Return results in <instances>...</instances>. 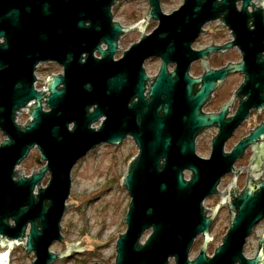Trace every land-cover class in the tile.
<instances>
[{"label": "water", "instance_id": "water-1", "mask_svg": "<svg viewBox=\"0 0 264 264\" xmlns=\"http://www.w3.org/2000/svg\"><path fill=\"white\" fill-rule=\"evenodd\" d=\"M122 1L0 0V39L6 40L0 44V132L6 137L0 145L1 247L7 245L11 250L22 244L29 256L34 255L32 264H55L72 251L89 250L77 249L81 242L69 245L65 253L50 250L63 240L61 222L68 207L74 206L66 205L72 171L99 145L117 146L131 136L139 153L122 180L131 202L125 217L126 232L117 242L115 264H169L171 259L175 264H264V235L254 260L246 259L243 253L247 238L264 219V181L254 184L259 176L251 179L234 201L230 196L222 200L229 207L231 224L210 258V227L218 208L207 218L203 206L216 193L222 176L232 172L243 150L264 139V125L224 155V143L237 126L239 113L231 122L236 124L228 130L223 121L226 107L219 115L200 111L228 75L247 73V89L255 88L259 72L264 77V56L260 58L264 52V3L259 8L253 0H184L179 9L165 14L161 0H149L147 21L158 20V28L115 61L120 36L137 26L122 27L114 22L112 9ZM237 2L243 3L240 12ZM224 12V24L235 37L226 49L238 46L244 61L215 74L216 80L208 72L206 81L201 80L202 89L195 93L199 81L188 77V65L193 56H205L213 49L196 54L191 44L207 22ZM251 18L255 25L252 31L248 27ZM96 51L100 58L95 57ZM156 55L164 64L150 94L144 97L148 78L142 64ZM50 61L58 63L63 74L49 77L38 91L36 67ZM168 62L181 65L170 77L165 70ZM258 62V70L247 69L246 65ZM136 98L138 101L132 103ZM24 108L29 109V116L22 126L16 117ZM102 119L101 126L94 128ZM214 125L221 131L213 141L212 157L203 159L196 153L195 140ZM34 148L46 165L30 179L22 176L15 180L16 167ZM18 172L22 174V170ZM186 172L191 173L190 179L185 178ZM47 173V187H38L35 196L36 185ZM10 220H14L13 225ZM200 235L201 250L190 260ZM9 252L0 255V264H9Z\"/></svg>", "mask_w": 264, "mask_h": 264}, {"label": "flooded vegetation", "instance_id": "flooded-vegetation-1", "mask_svg": "<svg viewBox=\"0 0 264 264\" xmlns=\"http://www.w3.org/2000/svg\"><path fill=\"white\" fill-rule=\"evenodd\" d=\"M126 1L128 0H124L122 2H126ZM147 2L150 6L149 0H147ZM253 2L255 3L257 7L261 8L260 5H263L264 0H253ZM120 3L121 2L117 3L116 5H119ZM236 7H237V10L240 12L242 10L243 3L237 2ZM149 11H150V7H149ZM149 11H148V14H149ZM248 11H249V14L253 13V7L250 6L248 8ZM148 14L144 18L141 19L140 22H143L141 26H139L137 23L131 24L128 26H123L120 24L122 27H130V26L137 25L135 29L129 32L131 33L129 34V36H132V34L138 33L140 34V38L136 40L135 42H133L128 48L123 49L121 48V40L124 37H127L128 33L127 35L125 34V35L120 36L118 40L119 52L116 53L114 56L115 61L120 60L123 57L124 52L131 50L133 45L141 42V40L145 36L151 35L158 28L159 21L155 19H151L147 21ZM225 16H226V13L224 12L217 19L207 22L203 26L201 33L195 38V40L191 44V49L196 54L201 53V52H206L208 49H213L211 52H207L205 56H202V57H197L196 55L193 56V60H191L190 64L188 65V71H187L188 77L191 80L199 81V83H197L194 87L195 93L199 92L202 89L203 83H201V80L206 81L205 77L208 72H211L212 74H214V76L210 78L212 80H216L217 77L215 74L221 73V71L227 69L230 65H238L244 61V53L238 46H234L232 48L226 49V46L232 43L235 40V37L233 36L232 30H230V28L224 24ZM262 19H263V16H260L259 20L261 21ZM144 25L146 27V30L147 29L149 30V27L151 25H154V27L151 29L150 32L146 33V30L142 31V27ZM248 27L250 31L255 29L254 20L252 18L248 22ZM138 29H140V31H138ZM5 43H6V40L4 38H1L0 44L4 45ZM102 46H106V45L102 44ZM259 47H256V49H258ZM261 47H264V46L261 45ZM119 53L121 54L119 55ZM263 56H264V52H261L260 58ZM95 57L97 58L101 57L99 52L97 51L95 52ZM85 58L86 56L83 55V59H82L83 63L85 62ZM163 64H164V59L157 55L150 56L143 61L142 68H143L144 74L148 78V80L145 82V85H144V93H143L144 97H148V95L150 94V91H151L150 88L156 82L158 76L160 75ZM258 64L259 62L256 63V65L254 64V65H246V66L248 70L252 68V70L255 71V70H258L261 66ZM44 65H56L61 68V72H59L58 74H52L51 76L63 74V68L58 63L54 61H50V62H41L38 64V66L36 67V71H35L36 77H37L39 70L41 69L40 67ZM179 66L181 65L177 62L166 63L165 70L167 72V75L169 77L172 76L174 73L177 72V69L179 68ZM260 73L261 72L258 73V78L255 81V84H256V86H254L255 88L252 87L249 89L245 87L247 73L239 72V73L228 75L224 80H222L219 83L218 87L211 94L210 98L201 106L200 111L204 115H219L222 112L223 108L226 107V111L223 114V121L225 122L226 128L228 130L233 128L234 125L236 124V123H231V122H232V119L237 117L239 113L238 124L232 130L229 138L224 143V146H223L224 155L231 154L234 148L241 141L249 137L253 131L261 128L264 125V77L262 78ZM47 79L43 82V80L37 77V81L35 83L36 89L38 88V84L40 83L42 84L41 86L42 88L40 89L41 91L44 88ZM173 80H178V79L174 77ZM248 91L250 92L249 94L250 96L248 95ZM137 101H138V98L133 99L132 103L137 102ZM132 103L130 105H132ZM93 111H94V108L91 109V112ZM162 113L163 112H161V114ZM220 131H221V128L217 125H214V126L204 129L196 137L195 150L199 157L203 159H210L212 157L213 141L217 137ZM127 138L133 141L136 147L137 155H138L139 150L137 148V145L134 139L131 136ZM135 157L136 156H134V159ZM25 160H23V162ZM232 169H233L232 172H227L226 174L222 176V178L220 179L219 185L216 188V193L213 196L208 197L203 203L204 208L207 210V218L212 217L215 209L218 208V212L216 213V216L210 227L211 236L214 232V229H216V225L218 224V221L221 218V216L224 218V220L228 224V226L225 229V234L221 238L219 246L222 244L223 239L225 235L227 234L230 228V224H231L229 207L222 200L226 198L227 196H230L231 200L234 201L236 196H240L241 194H243L248 182L257 176L260 177V180L255 181L254 184L264 181V139L259 140L247 146L243 150V153L234 161L232 165ZM16 172H17V176L14 179L18 180L23 175L20 174V172L18 171ZM36 173L37 172H34L33 174L29 175V177H26V176H23V177L30 179ZM187 173H190V172H186V174ZM186 174H185V178H186ZM190 176H191V173H190ZM43 180L41 181V183L43 182ZM234 181H236L235 185H233ZM224 183H225V186H223ZM40 184L36 185L34 189L35 196L38 194V187H41ZM231 185H232V189H230L229 191L228 188L231 187ZM210 202H213L214 205H210ZM10 223L13 225L14 220H10ZM29 228H30V225H28V229ZM28 229H27V232H28ZM258 231H259V234H257ZM263 235H264V219L261 220L254 227L251 234L246 240L244 250H243V253L246 259L254 260L257 257L259 245H260ZM199 239L202 240V244H203L202 235L197 237V239L195 240V243ZM213 241H214V237H213ZM57 242H60V241H57ZM212 242L209 243L208 250H207V256L209 258L213 256V254L215 253L217 249L216 247L211 252V254H209ZM22 246H23L22 244H19V245H16L15 248L22 247ZM248 251H249V254L251 253L250 255H247ZM262 251L264 253V241H263ZM31 255L33 254H30V256ZM237 264H240V263H237Z\"/></svg>", "mask_w": 264, "mask_h": 264}, {"label": "rangeland", "instance_id": "rangeland-1", "mask_svg": "<svg viewBox=\"0 0 264 264\" xmlns=\"http://www.w3.org/2000/svg\"><path fill=\"white\" fill-rule=\"evenodd\" d=\"M183 1L161 0V9L165 14H171L181 7ZM149 7L147 0L121 2L112 9L114 21L123 26L138 24L148 14ZM153 27L154 25H151L149 30H146L145 27L146 33L150 32ZM129 34L131 33H128V36L121 40V48L123 49L128 48L140 38L138 33L132 34V36ZM40 68L42 70H39L37 77L43 82L52 74L61 72V68L56 65H44ZM41 86L42 84L39 83L38 89H41ZM27 120V113H20L19 121L26 124ZM103 120L97 122L93 127L98 129ZM5 139L6 137L0 133V145ZM134 156H137L136 147L133 141L127 138L117 146L103 144L97 147L74 167L71 193L66 202L67 206H74L68 207L61 222V227L65 229L61 232L63 240L54 243L50 250L55 254L65 253L69 245L79 242L81 243L77 245V249L88 248L89 250L79 253L72 251L70 256L57 261L55 264L116 263L117 242L119 235L126 232L125 217L131 202L129 192L122 187V180L127 174L129 164ZM40 158L41 155L35 148L30 156L17 167L16 171L22 170V175L29 177L45 166V162H42ZM49 179L50 175L47 173L40 186L45 188ZM186 179H190V173L186 174ZM210 205H214V203L210 202ZM227 226V222L221 216L211 236L214 237V241L211 244L209 254L216 247H219ZM149 233L150 231L144 234L142 242ZM201 246L202 240L199 239L192 247L190 260H194L199 255ZM9 250L7 245L5 247L0 246V255L6 254ZM250 254L248 251L247 255ZM33 259L34 256H29L23 246L14 247L9 252V264H32ZM169 264H175V260L171 259Z\"/></svg>", "mask_w": 264, "mask_h": 264}, {"label": "built area", "instance_id": "built-area-1", "mask_svg": "<svg viewBox=\"0 0 264 264\" xmlns=\"http://www.w3.org/2000/svg\"><path fill=\"white\" fill-rule=\"evenodd\" d=\"M35 88H36V86H35ZM37 90L40 91V89H38V88H37ZM28 111H29V109L24 108V109L21 110V112H18V113H17V117H16V123H18V124L21 125L22 123L19 121V115H20V113H23V112H26L27 115H28ZM28 116H29V115H28ZM22 125H24V124H22Z\"/></svg>", "mask_w": 264, "mask_h": 264}, {"label": "snow or ice", "instance_id": "snow-or-ice-1", "mask_svg": "<svg viewBox=\"0 0 264 264\" xmlns=\"http://www.w3.org/2000/svg\"><path fill=\"white\" fill-rule=\"evenodd\" d=\"M0 259H3V258H0Z\"/></svg>", "mask_w": 264, "mask_h": 264}]
</instances>
